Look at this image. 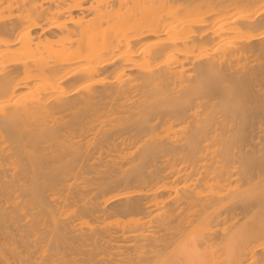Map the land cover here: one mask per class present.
I'll use <instances>...</instances> for the list:
<instances>
[{"label":"bare ground","instance_id":"obj_1","mask_svg":"<svg viewBox=\"0 0 264 264\" xmlns=\"http://www.w3.org/2000/svg\"><path fill=\"white\" fill-rule=\"evenodd\" d=\"M0 264H264V0H0Z\"/></svg>","mask_w":264,"mask_h":264},{"label":"rangeland","instance_id":"obj_2","mask_svg":"<svg viewBox=\"0 0 264 264\" xmlns=\"http://www.w3.org/2000/svg\"><path fill=\"white\" fill-rule=\"evenodd\" d=\"M40 164H41V163H40ZM64 164H67V163L65 162ZM67 165H68V166H67ZM67 165L63 167L64 171H65V170H68V169L70 168L69 166H71V165H69V164H67ZM65 167L68 168V169H66ZM63 169H62V170H63Z\"/></svg>","mask_w":264,"mask_h":264}]
</instances>
